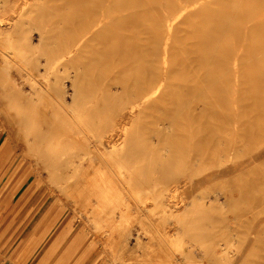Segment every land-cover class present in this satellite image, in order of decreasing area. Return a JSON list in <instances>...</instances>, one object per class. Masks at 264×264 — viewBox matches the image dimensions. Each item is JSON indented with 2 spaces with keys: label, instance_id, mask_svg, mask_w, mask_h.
Instances as JSON below:
<instances>
[{
  "label": "bare ground",
  "instance_id": "6f19581e",
  "mask_svg": "<svg viewBox=\"0 0 264 264\" xmlns=\"http://www.w3.org/2000/svg\"><path fill=\"white\" fill-rule=\"evenodd\" d=\"M46 1L0 2V49L14 51L13 57L2 53L0 62L3 59L8 66L15 65L19 70L28 68L22 80L25 78L30 83L29 92L16 99L13 97L14 107L0 108L6 117L21 112L25 133L28 132L24 139L22 133V136L15 134L27 142L23 147L25 158L17 160L16 146L11 144L10 137L0 147V182L12 171L0 190V209L10 204L29 177H34V185L38 184L41 175L51 177L62 172L61 166L66 161L71 163L72 174L68 176L66 172V179L57 175V184L60 183L59 190L68 192L75 208L93 206L95 210L99 201L105 208L102 209L105 216L109 212L115 215L118 209L119 221L126 225L124 232L123 228L119 230V240L111 243L117 225L108 223L111 229L105 231L106 242L94 264H106L108 255L113 261L137 259L136 244L142 248L139 251L148 256L143 262L137 259L139 264H193L195 251L190 248L194 247V238L184 236L185 225L180 220L193 214L187 225L193 224L208 210L223 209L238 202L231 192L219 191L214 196H204L201 192L218 178L242 177L252 183L246 188L243 201L249 199L254 206L253 212L243 215L245 239L238 248L235 242H216L213 252L217 260L238 264L239 259L244 263L246 257L260 246L262 253L254 264H264V171L253 181L246 176L251 173L254 163L264 159L263 148L253 151L246 148V159L225 170L211 171L197 179H187L185 174L183 183L177 179L173 188L175 194L170 197L180 193V204L186 203L183 209H179L180 204L175 205L172 199L162 200V190L143 194L138 206L142 219L153 226L151 218L144 217V213L159 207L161 224L163 227L173 224L174 231H155L160 238L158 243L153 235L146 236L145 232L144 241H138L140 236H136L137 242L132 245L131 209L136 203V195L129 190L132 171L126 163L136 155L129 148L117 147L163 145L153 146L150 150L153 158L149 163L161 167L155 171L159 175L169 170L174 154L181 151L180 145H199L195 154L190 152L188 155L191 166H198L204 160L201 153L207 145H236L238 136L245 141L261 139L264 133V0H49L53 3L50 6H54L53 15H43L37 24L33 19L37 13L46 11ZM56 44L63 48L59 54L50 57L48 47ZM41 55L47 56L44 63L40 60ZM32 62L44 65L45 70L41 69V72L40 68L32 67ZM63 67L70 71L63 74ZM0 70L4 73L1 67ZM38 73L44 77L45 85H39ZM10 76L8 74L6 80H10ZM18 84L14 83V86ZM18 87L16 91L21 92ZM1 95L0 98L5 99ZM22 100L25 101L23 105L20 104ZM44 102L56 104V114L61 120L51 117L54 121L48 126H53L55 136L51 141L45 140L46 145H40L44 139L35 135L41 133L37 126L46 120L42 119L40 108ZM68 109L73 112L70 114ZM144 115L150 116V126L140 134L143 136H138V130L131 131L126 118L129 116L134 124ZM11 121L14 123L13 118ZM68 124L71 127L66 130ZM110 131L119 136V143H111L114 139L108 136ZM89 132L95 134V140ZM61 133L67 136L61 138ZM29 134H33L31 138ZM64 142H71V145L66 148L62 146ZM76 145L88 146L83 147V153H77ZM215 153L220 159L226 156L222 149L216 148ZM227 154L230 156V152ZM124 158L127 162L122 161ZM165 158H168L167 163ZM14 165L16 167L12 169ZM19 174L24 175L22 180L17 179ZM114 176L118 178V186L111 180ZM90 186L96 191L87 194ZM118 189H123L124 195L118 194ZM63 200L59 196L29 238L19 243V258L30 257L54 228L59 229L60 216L52 213L61 206L62 216H65L69 204ZM150 200H153V206L149 204ZM6 223L2 229L7 228ZM68 236L69 231L57 235L55 247L52 246L41 264H55L52 257ZM81 241L75 238L58 251V263L66 264L72 259ZM96 243L90 242L75 264H81L96 249ZM161 243L166 244L169 255L166 256ZM180 243L189 245L186 248L183 245L180 250ZM124 251L130 252L127 256L121 255ZM202 253V260L210 262V252L202 249Z\"/></svg>",
  "mask_w": 264,
  "mask_h": 264
},
{
  "label": "rangeland",
  "instance_id": "374dc122",
  "mask_svg": "<svg viewBox=\"0 0 264 264\" xmlns=\"http://www.w3.org/2000/svg\"><path fill=\"white\" fill-rule=\"evenodd\" d=\"M7 1H11V0H7ZM40 1L43 2L44 0H40ZM48 1L49 0L46 1V3H47L46 11H41L40 13H37L35 15V19H33L35 21V23L40 24L43 15L47 16L49 14L48 17L53 15L51 13L54 12V6L53 7L50 6L53 3H50V1L49 2ZM0 2L3 3L4 0H1ZM19 33L20 32H18V34ZM52 45H54V43ZM62 48L63 47L61 45H57V44L55 46H49L48 50H50V52L48 51L49 53L47 55L50 54L49 56L53 57V56L59 54L60 50H62ZM2 53H5L6 55H9L11 57L14 56V51H12V49H9V48L0 49V56H1L0 59L3 58ZM43 57H44V59H42ZM42 58L40 60H41V62L44 63L46 61L45 59H47V56L44 55V56H42ZM32 63H33V65H31V64L30 65L32 67L40 68L41 72H43L42 70H45L44 65L43 66L37 65L35 62H32ZM34 63H35V65H34ZM0 67L2 69V72H4V73H0V76L3 79V80L0 79L2 81V82L0 81V95L2 94L5 96V99L0 98V108L4 107L6 105L8 107L9 106L14 107V104H13L14 102L12 103L13 99L14 98L16 99L17 97H21L23 95L22 93L29 92V90H30V85H28L29 81L27 82V80H24L25 78L22 80V77H24V75H26V73L28 72V70H27L28 68L26 70H24V69L19 70V68L15 65L8 66L3 59L0 62ZM3 69L5 71H3ZM12 69H14V70L17 69L16 70L17 72L16 71L14 72V70L12 71ZM68 71H70V69L65 70L64 67L61 70V72L63 74H65ZM15 73H18V74H16V76H14L13 74H15ZM21 73H23V76H21L22 75ZM8 74L11 75L10 80L9 79L6 80L7 79L6 76ZM37 75H36V77H37L36 79L38 81H40V83L38 82L39 85H45L44 77L42 75H40L39 73ZM3 77L4 78L6 77V78L4 79ZM17 79H19V81ZM12 80H13V82H12ZM23 82H24V84H23ZM8 83H9V85H8ZM14 83H17V84L19 83L18 85H15V86L16 87L19 86L18 88H20L21 92H17L18 90L16 91V87L14 86ZM84 85H85L84 87H86L87 83H85ZM3 92H6V93L3 94ZM11 94H13V95H11ZM2 95H1V97H2ZM20 104L21 105L25 104V101L24 100L20 101ZM51 104L54 106H52ZM42 105H40V108L42 107L41 111H43L42 112L43 113L42 119L46 118V120L41 119L43 122L41 121V125L37 126L41 129V133L39 132L35 136H37L39 139H40V136H41V138L43 137L44 141H40L39 144L41 145V143H43L46 145L47 144L46 141H51V139H53V137L55 136L53 126H51V125L48 126L49 123L52 122L53 117H55L54 120L55 119L61 120L60 119L61 117H59V115L56 114V104L55 103H53V102H50V103L46 102L45 103L44 102V103H42ZM47 108H48V110H47ZM68 110L70 111V114L73 112L71 109H68ZM48 112H49V114H48ZM18 113L21 114V112H19V111H18ZM20 114L17 115V112H15V115L9 114L6 117V115L5 114L3 115L0 111V124H1L0 125V147L6 141V139L8 137H10L11 138V140H10L11 144L16 146V148H15L16 153L19 156L17 158V160H19L23 157L25 158V156H24L25 148H23V147H26L24 145H26L27 142H25V140H23V139L28 135V132L25 133V128H24L25 124L24 125L22 124L25 122H23V119H22L23 117H21L22 114L21 115ZM45 115L46 116L50 115V117L49 116L46 117ZM12 118L14 120V123H12V121H11ZM38 118H37V121L39 122L40 116ZM104 120L107 121L108 119L105 118ZM8 121H9V123H7ZM126 121L128 122V124H129L128 126H129L131 131L138 130V132H139L138 136H143L140 134L145 133V130L149 129V126H150V116L148 117V116L144 115L140 118V121L138 123L135 122L134 124H132V120L129 118V116L126 118ZM42 123H45V124H42ZM13 127H14V130H13ZM69 127H71V124H68V126L66 127V130H68ZM61 128H65V127L61 126ZM37 130H38V128H37ZM23 131H24V133H23ZM263 132H264V123H263ZM17 133H19L21 136L23 134V136H22L23 139L21 137H19L20 135L19 136L15 135ZM31 135H33V134H29L30 138H31ZM59 135L61 138H64L67 136L66 133H64V134L61 133ZM89 136L94 140L96 139L95 134L93 132H89ZM108 136L110 138L114 139L113 140L114 142L111 141V143L117 144L121 140L118 138L119 136H116L115 133L112 131H110L108 133ZM45 138H47V139H45ZM19 139L24 141L23 142L24 144H22V141L19 142ZM32 140H33V138H32ZM18 142H19V144H18ZM108 142L109 141H107V143ZM36 145H37V143H36ZM69 145H71V142H67V143L64 142V145H62V146H65L67 148ZM42 146H44V145H42ZM76 146L78 147V151L75 149L73 151H77V153H83V151H85V150H83V147L88 146V145H76ZM100 146H104V145H100ZM153 146H156L158 148V147H161L163 145H140V144H138V145H117V147H126L127 149L128 148L131 149L133 151V154L136 155L133 158V160L128 161L130 163L127 162L126 158H124L125 160L124 159L122 160V161L127 162L126 167H127V165H129L127 168H129L132 171L131 172V178H130V180H131L130 184H132L133 187H131L130 184L128 186H129V190L131 191V194L136 195L134 197L136 203L132 204V209H131L132 223H131L130 229L133 231V232L131 231V233L133 234L132 241H131L132 245H134L137 242V240L138 241L139 240L144 241L143 236H145L144 235L145 232L147 233L146 236L150 235L152 237V235H153L155 240L158 243V242H160V238H158L157 234L154 233L155 231L159 230L160 232H163L164 230H167V229L170 230V232L174 231V225L173 224L168 223L167 226H165V227H163V225L161 224V222L159 220V216L161 215L162 211L159 207H156V209H153V210L147 209L146 213H144L145 214L144 217H150L151 218V222H152L151 224H153V226L150 225L149 222H146L144 219H142V217H141L142 212L138 209V206H140L139 203H141V199H142L141 196L143 194H146L147 192H158V189H159L160 191L162 190V195H161L163 198L162 200L168 201V199H172L175 201V205L180 204V198H181L180 193L178 195H176L175 197H172V198L170 197V194L171 195L173 193L175 194V192L173 191V188L176 185L177 179H181L180 181H181V183H183L182 182L183 179L186 178L184 176L185 174L187 175V179L189 177L197 179V178L204 177L208 172H211V171L225 170L228 167L246 159V153H245L246 148H248L252 151L253 150H259L261 148H263L262 150H264V133H263V137L261 139L257 138V139H253L251 141H245V140L239 139V136H238L236 145H207V148H205V150H203V152L201 153V155H203L204 160L198 166H191V164H190L191 162L188 161V155L190 152L195 154V151L197 150V147L199 145H180L181 146L180 152L174 154V152L176 150L173 151V154H174L173 163L170 164L169 170L163 174L160 173L159 175L155 171L159 170L161 167L160 166H154L153 167V163H149L151 161V159L153 158V152L150 151ZM168 146L172 147V145H168ZM72 147H73V145H72ZM216 148L223 150L224 155H226L223 157V159H220L217 157V154L215 153ZM59 150L60 149H57V151H59ZM101 150H102V152L103 151L105 152L104 148H101ZM64 151H66V149ZM158 151H160V150L158 149ZM229 152H230V156H228V154H227ZM26 157L29 158L28 155H26ZM64 157L65 158L67 157L66 153L64 154ZM168 158H165L166 163H167ZM28 160L30 161L31 159H28ZM76 160H78V158ZM263 160L264 159L259 160L256 163H254V165L252 166L253 169L251 170V173H249V175H246L249 178V180L253 181L257 176L263 174V171H264ZM169 161H171V160H169ZM34 163H36V162H34ZM64 164H63V166H61V168H62L61 171L62 170L63 171L62 172L59 171L60 172L59 174L50 175L51 177H49L45 174L41 175V181L38 184L34 185L33 184L34 183L33 182L34 177H29L27 180H25L21 189L13 197L10 204L8 206L0 209V231L2 230L0 232V264H41L42 261L47 256V253L49 252V250L52 248V246L55 247L57 235L63 234L64 232H68V231H69V236L67 237V239H65L63 241V243L59 246V248H57V252L52 257L53 259L55 258V260H54L55 264H59L58 263L59 255L57 256L58 251H62L64 249V247L66 246V244L68 245L75 238L80 240V241L82 240L81 241L82 243L80 244V246H79L77 252L74 254L73 258L70 259L66 264H75L78 261L80 255L82 254L83 249L90 242H97L96 243L97 244L96 249H93L88 254L86 259L81 263V264H94L95 259L99 255L100 249L104 246V244L106 242V238L104 236V234L106 233L105 231L106 230L109 231L111 229L108 226V223L111 222L114 225H117V231H115L114 232L115 234H113L111 236V239H110L111 243H115L117 240H119V235H120L119 230L120 229L123 228L122 232L125 231L126 225L123 222L119 221L118 209L116 210L117 212H115V215H113V214H111V212H109L108 214H106L107 216H105V214H104L105 211L102 210L105 208L103 207L102 203H99V201H98V206L96 207L95 210H94L93 206L88 208V209H86V208L84 209V207H81V206L80 207L76 206V208H75L74 202L71 200V198H68V196H67L68 192H65V191L58 189V186L60 185V183L57 184V182L59 181L58 176L64 177L66 179V178H68V176H70L72 174V172H71L72 170H70V168H71L70 164L71 163H68L65 161ZM64 166H66V167H64ZM71 166L73 168V165H71ZM15 167H16V165H14L12 169H15ZM67 167L69 169H67ZM212 167H213V169H212ZM65 168L67 169V171ZM66 172H67V175L69 174L68 176H66V174H65ZM11 173H12V171L10 173H8L5 180L0 182V190H1L2 185L5 183V181L7 180L8 176ZM21 175L22 174H19L17 179L19 178L22 180L24 178V175H22V177H21ZM52 177H54V178L52 179ZM12 178H14V177H12ZM243 179L244 178L237 177V176L218 178V179L214 180L213 182H211L209 185L207 183L206 186L207 185L208 186L205 187L203 189V191L201 192V194H203L204 196H206L208 194L214 196L219 191H222L226 194L231 192L235 196L234 197L235 200L238 202H235L234 204H232L230 206L224 207L223 209L220 208V209L208 210V212L200 215L199 219H197V221H195L193 224L187 225L188 220L192 218L193 214L188 215V217L185 220H180L182 222V224L185 225V230L183 231L184 236L191 235L194 238V241H193L194 247H191L190 249H192V251L193 250L195 251L193 258L196 257V259H198L199 261L195 259L194 260L195 262L193 264H226L227 262L223 259L217 260V256L213 252V250L215 249L214 245H216L218 242H220V243L235 242V245L238 248L242 244V241L245 239L246 234H245V227L243 225V224H245L243 215H246L247 213L253 212L254 206H253V202L249 199L243 201L244 199L242 198V196L244 195V192L248 189V187H250V185H252V183L246 182ZM111 180H112L113 184L118 186V183H119L118 178H116L114 176L111 178ZM92 182H95V181L93 180ZM155 182L157 184H155ZM19 184L20 183H17L16 185H19ZM122 190L118 189V194L124 195V193H121ZM90 191L95 192L96 190L94 191L93 189H91V186H90L86 193L88 194ZM59 196H61V198L64 199L63 201L66 202L67 205L68 204L70 205V206L69 205L67 206V213L65 214L64 217L62 216L63 211H64V210H62V207L61 206L56 207V208L54 207L55 213H52V214L60 216L59 229L54 228L51 235L44 242L39 243L36 250L30 255V257L19 258V251H20V250L18 251V246L20 245L19 243L23 242L29 238L32 231L38 225V223L40 222L42 217L52 207V205H54V203L57 201ZM93 198H94V196H93ZM207 199L208 198H206V200ZM71 202H73V203H71ZM94 202H95V200H94ZM137 203H138V205H136ZM149 204H151L153 206L154 205L153 200H150ZM185 204H186L185 202L184 203L181 202L179 209H183L185 207ZM5 221L7 222L6 223L7 228L2 229V226H3ZM181 222H180V224H181ZM136 236H140V237L136 240V238H137ZM134 237H136V238H134ZM35 241H36V239H35ZM161 245L164 248V250L166 251V249H167L166 244L161 243ZM183 245L186 248V246H188L189 244L180 243V250L183 249ZM134 248L137 249V252L135 253V255L138 256L137 259L140 262H143V259L148 258V256L146 254H143L141 251H139L142 249L139 244H136V246H134ZM196 249H197V251H196ZM202 249H204L206 253L210 252L209 256L212 255L210 257V259H211L210 262H204V259L202 260V258H201L202 254H203ZM33 250H34V248H32V251ZM187 250H189V248ZM261 250L262 249L260 246L256 247L254 249V251L252 253H250L248 255V257H246V260L244 263H243V260L241 261L239 259L238 264H254V261L258 260L260 252L262 253ZM129 252L130 251H124L123 252L124 254L121 253V255L127 256L129 254ZM178 252H179V250H178ZM167 254L169 255V253L166 251V256H167ZM200 254H201V256H200ZM112 258L113 257L110 255L106 256V258H105L107 260L106 264H121V263H123V264H139V263H137V259H134V258H127V259L125 258L124 261H120V260L119 261H113L114 259H112ZM213 260H214V262H213ZM183 263H185V262H183Z\"/></svg>",
  "mask_w": 264,
  "mask_h": 264
}]
</instances>
